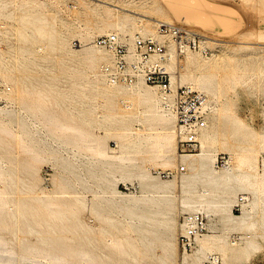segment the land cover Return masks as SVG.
Segmentation results:
<instances>
[{
    "label": "bare ground",
    "instance_id": "1",
    "mask_svg": "<svg viewBox=\"0 0 264 264\" xmlns=\"http://www.w3.org/2000/svg\"><path fill=\"white\" fill-rule=\"evenodd\" d=\"M240 1L238 9L219 0H44L42 3L22 0L19 9L16 5L17 13L8 12L9 4L0 1V18L15 22L14 25L3 23V28L0 22V44L12 35L17 36L18 42L7 52L0 48V78L13 89L9 97L16 104L14 111L0 112V144L11 146L16 142L21 147L23 134L30 136L34 144L37 134L41 143L35 146L37 155L33 161H55L62 170L73 173L80 183L82 177L77 162L80 158L88 160L89 173L102 192L90 206L75 193L76 204L79 202L93 211L99 220L110 222L113 229L98 227L100 234L108 235L106 248L118 249L120 256L136 264H144L146 256L155 257L156 264H204L209 254H218L222 264H230L229 259L235 253H243L248 262L260 249L259 237L263 233H259L258 228L264 230V173L259 172V157L264 154V131H252L244 120L230 112L238 88H264V58L258 57L264 53V48L248 54L239 50L240 54L237 49L231 52L230 43L238 38L256 40L248 43L250 47L242 46L244 50L254 51L253 46L264 42V30L255 26L248 32H240L244 23L240 10L250 9L251 12L257 8L255 0ZM62 7L69 12V19L63 17L62 9L58 10ZM254 15V18L258 16ZM159 22L211 30L213 33L208 34L214 36L207 38L205 33L207 37L202 42L211 47V56L188 52L185 59L179 61L175 46L169 45V69L174 71L179 64L182 70L178 84L205 93L214 104L207 126L199 136L201 152L180 157L187 171L173 181L154 177L152 170L156 167L174 170L179 164L174 116L163 108L157 90L144 82L135 86L110 85L101 71L112 62V57L91 43L96 35L109 33L131 38L153 36L157 34ZM65 30H72L71 38ZM228 37L232 39H225ZM72 39L81 44L74 46ZM248 55L255 58H247ZM54 60L67 63L64 67L70 72L69 79H80L68 81L67 75L62 76L63 72L49 67V62ZM38 69L44 70L46 77L37 76ZM63 83H70V88L61 87ZM88 88H92L91 94ZM110 140L116 142L117 150L109 147ZM29 145L25 147L27 152L32 151ZM220 153L230 155V165L223 170L216 166ZM1 163L7 168V161ZM95 167L100 168L98 176ZM31 170L32 181L27 187L32 203L1 204L0 222L7 221V216L16 222L21 217L28 230L26 233L32 237L46 235L47 230L41 227L53 221L42 219V206L61 223L70 221L71 214L85 243L93 245L91 237L97 233V227L83 223L73 205L69 207L65 201L69 192L44 193L39 187L38 167L32 165ZM0 177L1 183L8 187L16 184L12 173L1 172ZM134 180L142 188L141 196L126 194L117 188L120 181ZM58 187L67 190L73 185L61 177ZM240 195L246 196L248 201L237 215L233 210ZM146 205L155 209L145 211L151 215L138 211ZM109 207L126 218L127 226L122 228V221L108 216L112 213ZM179 209L216 218L210 221L211 232L198 239L191 254L183 256L179 254L176 233L179 227L171 217ZM157 216L163 220L156 219ZM125 232L129 239L118 237ZM236 233L242 234V248L230 247L228 238L231 241ZM44 244L48 246L45 241ZM83 254L87 264L95 263L91 253L84 251ZM122 262L127 263L121 259L119 264H124ZM102 263L115 264L109 258Z\"/></svg>",
    "mask_w": 264,
    "mask_h": 264
},
{
    "label": "rangeland",
    "instance_id": "2",
    "mask_svg": "<svg viewBox=\"0 0 264 264\" xmlns=\"http://www.w3.org/2000/svg\"><path fill=\"white\" fill-rule=\"evenodd\" d=\"M0 1L7 2L9 4L8 12H11V13H17L18 9H19L18 4L20 2H22V0H0ZM43 1L44 0H38L39 3H42ZM219 1L221 3L231 4L232 6H235L238 9L240 8V5H239L241 2L240 0H230V1L229 0L228 1L227 0H219ZM260 1H261V3H260ZM260 1L255 0V4L257 5L256 9L259 11V13L257 12L256 9H253V11L251 10V12H254V10H255L256 14L255 13L251 14V12L248 11L250 9H242V11L240 10L239 16L243 17V19H244V23H243L242 27L240 28L241 33L248 32L251 28L252 29L255 28V26L258 29L264 30V22H263L264 21V12H263L264 11V8H263L264 0H260ZM16 5H17L18 9L16 8ZM261 7H262L263 11L261 10ZM15 9H17V10L15 11ZM58 10L62 11L61 14L63 15V17L65 19H69L70 14L65 7L64 8L62 7ZM244 10H246L247 13ZM254 14L258 15V16H255ZM253 15L255 16V18L253 17ZM250 17H252V18H250ZM252 20H255V22ZM260 20L262 23L260 22ZM0 22H1V26H2L1 28H3L6 24H9V25L15 24V22L11 19L5 20V19L0 18ZM13 22H14V24H13ZM257 23H259V24L257 25ZM196 31H198L201 35H203L205 37L208 36L207 38H211L213 36L211 34H208V33H213V31L211 32V30H208V32H207L206 30L197 29ZM202 31H203V33H202ZM65 32H66V35L69 38H71L70 33L72 32V30H70V31L65 30ZM205 33H207L208 35L206 36ZM209 35H210V37H209ZM96 36H100V35H96ZM212 38H214V36ZM225 39L231 40L232 38L228 37ZM238 39L239 40L236 39L237 41L232 39L233 40L232 44L230 43L231 52L232 51L235 52V50L237 49L236 52H239V50H240V52L242 54H244L246 52H247L246 54H248L249 52L250 53L255 52V49L258 52V51L262 50V48H264V45L262 46V44H264V42L259 41L260 45L258 44V45L253 46V47H255L254 51H252L250 48L248 50L247 49L244 50L245 47H250L251 44H248V43L255 42L256 40H252V39H248V38H247V40L245 38H238ZM243 39H245V40H243ZM72 42H73L74 46L81 44L79 42V40H76V39H72ZM233 42L235 43V45H233L234 44ZM243 42H244V44H243ZM17 43H18L17 42V36L12 35L8 39L6 38L4 41H2V43L0 44V48L2 51L7 52V51H9L10 48L15 47L17 45ZM258 46H260V48ZM209 48H211V47L209 46ZM246 57L247 58H253V57L255 58V56H253V55H248ZM258 57L264 58V53L259 54ZM184 59H185V57L181 58V60H184ZM59 61L60 60H54L53 62L50 61L51 63L49 62L48 65H49V67L53 68L58 73L63 72L62 76L66 77V75L70 73L68 71V69L64 67V66H67L66 65L67 63H65V61H61V62H59ZM37 72H38L37 76L40 75L42 78L45 75L44 70H42V69H40V70L38 69ZM181 73H182V70H181ZM181 73H180V75H181ZM44 77H46V75ZM67 78H68V81L76 79L74 77L73 78L70 77V79H71L70 80L68 75H67ZM78 79H80V78L77 77L76 80L78 81ZM179 79L181 80V77H179ZM0 82L10 87V85H8L2 78H0ZM70 86H71L70 83L61 84V87H63L64 89H68V88H70ZM66 87H68V88H66ZM12 90H11V92H12ZM236 91H237V95L235 98L233 97L234 98V100H233L234 104L232 106L233 110L231 109L230 114L233 113L235 116H238L239 118L244 120V122L247 123L246 125L249 126V128L252 131L257 132L259 130V131L263 132L264 131V88H259V87H254V88H250V89L238 88ZM87 92L89 94H91L92 88H88ZM137 128H139V126H137ZM35 135L36 136L34 137V144H32L30 141L31 137L28 135H24V134L22 136L23 138H22V143H21L22 146L21 147L19 145H17L16 142H12L11 146H5V145L0 144V173L6 172V173L14 174L15 175L14 180L16 183V184H11L8 187V186L2 184L1 179H0V205L3 204L5 206V204H7V203H12L15 205L16 204L22 205L24 203H32L31 201H33V199L31 197H29L31 195L29 193L27 183H30L32 181L31 166L36 165L39 169L38 182H39L40 189L44 193L49 194V195H54V193H56V192H69V196H67L65 198L66 199L65 201L68 202L69 207L71 208V206L73 205L75 210L79 213L80 219L83 223H86L92 227H97L96 228L97 233L91 237L93 240V245L89 246V245H87V243H85L84 235H83L82 231L80 230V228L77 229L76 221L74 218L72 219L71 214H70V217H71L70 221H67L66 223H61V222H59V219L57 217H54V216L51 217V215H52L51 211L48 210L49 211L48 212L47 209L42 207V206H40V210L42 211L41 215L43 217V218L42 217L41 218L47 222L49 220H50L49 222L53 221V224L52 223L51 224L50 223H44L43 226L41 227V229L47 230L46 235L48 236V238L45 235V233H43L42 236H35V237L33 236L32 237L31 234L29 232H27L28 233V236H27L26 231H28V230L26 229V225L23 222L22 218L19 217L18 222H20V221H22V222L18 223L14 219H12L10 216H7L8 217V218L6 217L7 221L3 220V222H0V264H87V262L83 260V257H84L83 252L84 251H88L89 253H91L90 254L91 257L94 258V260H95L94 264H104L102 262H105V261L107 262L108 258L113 263L115 262V264H119L121 259H125L127 261L126 264H136L128 257L120 256V252L118 249H107L106 248L107 241H108V235L106 236L104 234H100L98 229L100 228V226H102L104 228H108V229H113L112 224L106 220H99L93 211H91L88 208L85 209L82 205L79 204V202L76 204V198L74 197L75 193H78L79 196H81L83 199H85L86 205H89V206L92 205V203L94 202L95 199L98 200V197H100V195H101L102 190L95 183L96 181H95L94 177L89 173L88 168H90L91 163L88 160H84L83 158L82 159L80 158L79 161L77 162L78 163L77 164L78 165V171L80 168V174L82 177V180L80 183V181L77 179V177L74 176L73 173H71L69 171L62 170L61 167L59 166V163H57L55 161H48V162L33 161V157L37 155L35 153L37 151L35 146H37V145H39V143H41L39 141L40 137L37 134H35ZM37 136H38V138H36ZM42 144H45V143H42ZM26 145L30 146V148L32 150L31 152L26 151V148H25ZM108 145L113 150L118 149L116 147L117 144L114 140H110L108 142ZM178 155H179V153H178ZM219 155H226V156L230 157V155L226 154V153H220ZM263 159H264V154L260 155V157H259V161H260L259 162V172H260V174L264 173ZM2 160L5 162L7 161V168H4L2 166L3 165L1 163ZM179 160L181 162L179 161V164L177 165V167L180 165V163L183 165L182 159L180 158V156H179ZM52 162H53V164H52ZM77 165H76V167H77ZM46 167H49L51 169V172L49 175L50 181H49L48 186L44 184V171L46 170L45 169ZM224 168L225 167L220 166L221 170H223ZM93 169L95 170L94 172L97 174V176L101 174L99 167H97V168L95 167ZM171 169L172 168H167V169L163 170V168H161V167H156L155 169L152 170V172H155V173H153V176L158 177L162 181H173L174 179H178V177L179 178L182 177V175H180V174H178V175L174 174L173 177L166 178L165 176H162L158 173V172H163V171H167V170H171ZM175 170H176V167L174 168V171ZM85 171H86V173H89V174L87 175L85 173ZM88 176L89 177L91 176L92 178L91 177L89 178ZM61 177L64 179L70 180L72 185H73V188H69L67 190L59 188L58 183L61 182ZM84 179L88 180V181H85ZM90 181H91V183H90ZM74 184H76V185H74ZM117 188L126 194H134V195L138 194L137 196L142 195V188L139 185L138 181H136V180L128 181V182L120 181L117 184ZM198 189L199 190L202 189L201 184L198 185ZM22 200H25V202ZM144 208L143 209L140 208V209H138V211L140 213H144L145 211L153 212L155 210V209L148 207L147 205L144 206ZM109 209L113 213V214L112 213L108 214L109 217L115 219L116 221H122L124 223V225H122V228H123V226H127V223L125 221L126 218H124L123 216L117 215L115 210L112 209L111 207H109ZM141 210H143L144 212L143 211L141 212ZM179 210H176L177 212L175 211L176 213H173L174 214V215L172 214L173 216L171 215V217L176 220V226L178 225V227H179L178 229H180L181 217L184 214H188L187 212L181 211L182 208L180 211ZM43 212H44V214H43ZM149 212H145L144 215H146V216L151 215V213H149ZM235 213L237 215H239V214H241V211H238ZM45 214L49 218L50 217L51 218L49 219ZM177 215H179V216H177ZM152 216H154V215H152ZM159 217H161V216H157L156 219L163 220V218H159ZM211 219H212V221H216L215 216L211 217ZM57 224H58V226H57ZM53 225L55 227L56 226L57 227L55 228ZM19 229H20V231H19ZM178 229H176V233H177V236L179 239V233H180L179 231L180 230H178ZM210 229H211V227H210ZM63 230H65V231H63ZM18 231L20 232V234L18 233ZM258 231L261 234L263 233L262 234L263 236L259 237L260 249L250 258V260L248 262H247L246 257L243 253L242 254L241 253H235L229 259L230 264H264V230H262L261 228H258ZM60 232H61V234H59ZM210 232L211 231H209L208 233H210ZM52 233H54V234L52 235ZM49 234H51V236ZM236 234H240V233H236ZM62 235H63V238H62ZM241 236H242V234H241ZM118 237H126L129 239L127 232L122 233V234H118ZM243 237H244V235H243ZM39 239L41 240V243H40ZM52 240L54 241V243ZM61 240L64 242H62ZM22 241H24V243L25 242L26 243L24 244ZM44 241H45V243L48 244V246L44 244ZM57 242L59 244H57ZM228 242H229V244L231 242L229 240V238H228ZM51 243H53V244H51ZM55 243H56V245H55ZM60 243L63 245H60ZM241 243L242 244H240V247H239V245L238 246H232L231 244H230V247L235 248V249L242 248L244 246L243 245L244 240H243V242L241 241ZM179 254H180V256H183V254H184L182 252L181 247L179 250ZM55 257H57L59 259L56 260V259H54ZM204 260H206V259H204ZM156 262L157 261H156L155 257H153V256L147 257L146 256L144 264H156ZM203 262H205V261H203ZM222 262H223V260L221 258L220 263L222 264ZM122 263H124V262H122Z\"/></svg>",
    "mask_w": 264,
    "mask_h": 264
},
{
    "label": "built area",
    "instance_id": "3",
    "mask_svg": "<svg viewBox=\"0 0 264 264\" xmlns=\"http://www.w3.org/2000/svg\"><path fill=\"white\" fill-rule=\"evenodd\" d=\"M205 36L193 28L159 22L157 34L153 36H129L109 33L96 36L92 44L112 57V62L102 67L103 78L113 86H135L139 82L157 90L163 108L170 112L175 119V135L180 157L197 155L201 152L199 136L207 126L214 104L209 97L188 85H179L178 76L181 66L176 65L171 71L168 67L171 55L169 45L175 46V55L179 61L188 52H199L205 56L212 55V49L203 45ZM11 88L0 82V112H12L16 104L10 99ZM230 165V157L218 155V168ZM264 168V165H263ZM44 171V184L50 181L49 167ZM186 167L180 164L176 170L158 172L166 178L174 174L183 175ZM248 201L240 195L234 212L241 211ZM211 217L204 213L185 214L180 219L179 245L184 254L192 253L197 247V241L210 231ZM241 236L231 237L232 246L241 244ZM218 254H209L204 264H218Z\"/></svg>",
    "mask_w": 264,
    "mask_h": 264
}]
</instances>
